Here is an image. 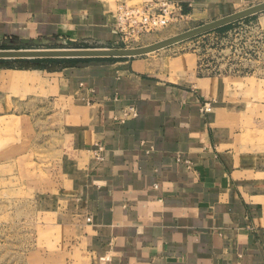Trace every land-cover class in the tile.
<instances>
[{"label":"crops","instance_id":"0c3cea01","mask_svg":"<svg viewBox=\"0 0 264 264\" xmlns=\"http://www.w3.org/2000/svg\"><path fill=\"white\" fill-rule=\"evenodd\" d=\"M160 2L208 24L264 0H0V44L107 49L119 5ZM174 51L0 67V136L5 123L50 144L29 184L58 264H264V148L248 114L264 107V81L250 79L248 98L240 80Z\"/></svg>","mask_w":264,"mask_h":264},{"label":"rangeland","instance_id":"374dc122","mask_svg":"<svg viewBox=\"0 0 264 264\" xmlns=\"http://www.w3.org/2000/svg\"><path fill=\"white\" fill-rule=\"evenodd\" d=\"M262 15L264 14L251 16L154 53L173 49L175 55H196L198 63L204 69H209L210 74L230 76V79L238 82L240 80L246 86L250 98V79L264 81V22L258 20ZM208 24L200 23L195 17L183 15L163 29L141 37L136 42H119L117 46L107 49L144 48ZM2 47L0 44V50ZM8 49L43 48L31 44L22 49ZM258 91L259 102L264 106V82L260 84ZM251 110L259 117L256 142L264 148V107L249 108L248 114ZM3 125V134L0 136V264H58L57 249L54 251L51 248L50 255L43 252L44 248L47 251V245H44L42 236L38 235L39 217L32 202L33 189L29 184L42 177V171L50 164V144H45L47 135H39V139L33 143L26 130L19 129L18 133H14L7 124Z\"/></svg>","mask_w":264,"mask_h":264},{"label":"water","instance_id":"95a60500","mask_svg":"<svg viewBox=\"0 0 264 264\" xmlns=\"http://www.w3.org/2000/svg\"><path fill=\"white\" fill-rule=\"evenodd\" d=\"M264 12V3L248 10L236 13L224 19L212 22L208 25L202 26L193 31L187 32L172 39L160 42L158 44L133 49H61V50H0V61L5 60H43V59H57V60H70V59H125L145 56L174 44L183 42L185 40L194 38L196 36L205 34L207 32L226 27L230 24L240 20L249 18L251 16ZM22 44L28 46L29 41H22ZM47 41H32V45L36 47H43Z\"/></svg>","mask_w":264,"mask_h":264},{"label":"built area","instance_id":"2783aa9c","mask_svg":"<svg viewBox=\"0 0 264 264\" xmlns=\"http://www.w3.org/2000/svg\"><path fill=\"white\" fill-rule=\"evenodd\" d=\"M182 16L180 7L175 3H149L133 8L119 5L114 27L120 43H133L163 29Z\"/></svg>","mask_w":264,"mask_h":264},{"label":"trees","instance_id":"16d2710c","mask_svg":"<svg viewBox=\"0 0 264 264\" xmlns=\"http://www.w3.org/2000/svg\"><path fill=\"white\" fill-rule=\"evenodd\" d=\"M2 50H9L2 47ZM118 59H73V60H57V59H43V60H16V61H0V67L4 68H19V69H45L48 71L74 67L78 64H84L89 61H115Z\"/></svg>","mask_w":264,"mask_h":264}]
</instances>
